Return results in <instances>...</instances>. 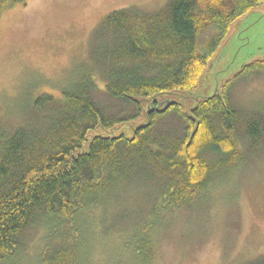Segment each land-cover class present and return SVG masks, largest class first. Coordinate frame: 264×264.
I'll return each instance as SVG.
<instances>
[{
	"label": "trees",
	"instance_id": "1",
	"mask_svg": "<svg viewBox=\"0 0 264 264\" xmlns=\"http://www.w3.org/2000/svg\"><path fill=\"white\" fill-rule=\"evenodd\" d=\"M26 1L0 0V14ZM262 3L169 0L158 11L108 13L83 73L59 95H40L23 126L0 132V262L23 251L25 232L39 225L40 264H91L95 241L111 244L126 227L124 264H152L156 234L168 221L206 203L215 182L264 148V110L233 96L239 81L264 74V59L190 110L173 99L159 106L156 96L194 89L231 25ZM146 99L153 101L146 121L131 135L114 134L142 117ZM99 127L107 132L90 135ZM136 193L145 197V215L123 225ZM244 264H264V256Z\"/></svg>",
	"mask_w": 264,
	"mask_h": 264
},
{
	"label": "rangeland",
	"instance_id": "2",
	"mask_svg": "<svg viewBox=\"0 0 264 264\" xmlns=\"http://www.w3.org/2000/svg\"><path fill=\"white\" fill-rule=\"evenodd\" d=\"M168 1L27 0L4 9L0 14V132L23 126L35 116L33 104L40 95H59L83 73L90 63L93 33L108 13L129 6L158 11ZM260 58L264 59V3L231 25L194 89L159 94L156 99L159 104L177 100L190 110L199 100L223 93L246 64ZM233 96L243 107L264 110V74L239 81ZM152 104V99L144 100L142 117L117 125L113 133L131 135L146 121ZM106 132L99 127L90 135ZM130 199L123 225L139 223L145 215V197L136 193ZM116 215L121 214L114 219ZM130 232L129 227L117 228L108 239L111 244L104 237L96 240L91 264H124L128 258L124 242ZM43 236L42 226L28 229L23 251L0 264H40ZM263 256L264 148L231 178L215 182L206 203L183 209L168 221L156 234L152 264H244Z\"/></svg>",
	"mask_w": 264,
	"mask_h": 264
},
{
	"label": "water",
	"instance_id": "3",
	"mask_svg": "<svg viewBox=\"0 0 264 264\" xmlns=\"http://www.w3.org/2000/svg\"><path fill=\"white\" fill-rule=\"evenodd\" d=\"M172 102V100H166L165 102H161L160 104H159V106H162V105H164V107L166 108L167 106H169V104Z\"/></svg>",
	"mask_w": 264,
	"mask_h": 264
}]
</instances>
